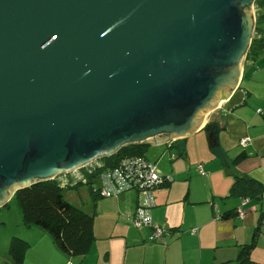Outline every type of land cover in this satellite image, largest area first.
<instances>
[{
  "label": "water",
  "instance_id": "95a60500",
  "mask_svg": "<svg viewBox=\"0 0 264 264\" xmlns=\"http://www.w3.org/2000/svg\"><path fill=\"white\" fill-rule=\"evenodd\" d=\"M256 1L0 0V208L205 127L241 85Z\"/></svg>",
  "mask_w": 264,
  "mask_h": 264
},
{
  "label": "crops",
  "instance_id": "0c3cea01",
  "mask_svg": "<svg viewBox=\"0 0 264 264\" xmlns=\"http://www.w3.org/2000/svg\"><path fill=\"white\" fill-rule=\"evenodd\" d=\"M255 7L257 16L260 13L264 16V4L259 6L256 3ZM208 123L211 126L206 129ZM205 127L198 131L207 133L202 147L210 149V154L218 162L210 159L209 155L201 159L209 162L207 165L202 164L208 174L204 190L198 189L193 196L188 192L183 197V205H179L181 210L177 217L167 216L174 207L173 204L177 203L171 191L166 190L172 184L156 192L158 205L155 203L156 208L152 210L153 221L158 224L166 223L170 227L169 235H166L164 241L167 242L166 245L156 248L138 243L135 248L121 242L112 248L94 241L87 255L77 258L59 250L53 240L47 237L49 234L44 229L39 227L43 232L27 227V235L22 237L29 242L25 262L28 256L29 260L33 258L36 250L40 251L41 242L47 241L45 245L48 259L45 262L40 259L41 264H238L237 257L241 248L252 241L260 221L261 229L251 257L257 262H264V196L261 202L247 200L243 203L244 200L237 198L224 199L229 194L236 175L255 178L264 185V54L256 63L252 64L250 61L247 64L240 87L219 109L208 116ZM212 132H216L217 137L215 150L210 144ZM246 135L252 140L249 146L243 148L240 139ZM194 136L175 141L183 154L175 160L193 157L192 149L197 143L189 139ZM156 147L164 148L163 154H170L171 158L170 146ZM242 153H247L248 156L234 164L233 160ZM175 160L171 159L170 162ZM118 204L124 207L119 211L124 220L130 219L136 205L130 204L125 197ZM239 208L245 212L242 219L237 216L229 219L216 218V212L222 215ZM150 232L148 229L147 233ZM101 254L107 255L106 261L103 262L99 257ZM112 258L115 259L114 263Z\"/></svg>",
  "mask_w": 264,
  "mask_h": 264
},
{
  "label": "trees",
  "instance_id": "16d2710c",
  "mask_svg": "<svg viewBox=\"0 0 264 264\" xmlns=\"http://www.w3.org/2000/svg\"><path fill=\"white\" fill-rule=\"evenodd\" d=\"M256 3L262 6L264 0H257ZM263 54L264 16L260 13V15L257 16L256 32L248 52L245 67L250 61L252 64L256 63ZM210 124L211 123H208L205 128L207 129L211 126ZM215 134L216 132H212L210 136V144L213 150H215L217 146V137ZM175 141L166 145L171 147L170 150L172 152L170 153L172 160H175L179 156H183L182 151L178 149ZM150 147L152 146L131 145L124 147L116 155L103 160L104 168L114 167L121 159L128 156L149 157L147 153ZM247 156V153H242L233 160V163L236 164ZM104 168L98 167L92 172H88L84 169L83 172H85L87 177L86 182L83 180L76 182L71 181L68 185L62 186L61 180L55 179L40 182L31 187L17 191L12 200H17L21 208L23 224L26 227L37 226L44 229L50 235L58 249L63 253L80 257L87 255L93 242L96 240L95 217L68 201L65 197L64 189L86 184L90 187V192L95 201L103 198L97 192L98 185L95 186V183L97 182L98 175ZM263 196L264 185L259 180L246 175H236L231 190L224 199L237 198L241 199V201L247 199L261 202ZM217 214L218 212H216V215ZM218 215H220L221 219H229L234 216L238 217V209ZM261 223L260 221L255 228L252 241L241 248L237 257L238 264H264V262H257L251 257L252 251L257 245V237L261 229ZM17 239L21 242V246H16V244H14L10 252L19 264H23L29 242L21 237H17Z\"/></svg>",
  "mask_w": 264,
  "mask_h": 264
},
{
  "label": "rangeland",
  "instance_id": "374dc122",
  "mask_svg": "<svg viewBox=\"0 0 264 264\" xmlns=\"http://www.w3.org/2000/svg\"><path fill=\"white\" fill-rule=\"evenodd\" d=\"M206 134V131H203L202 133L198 132L194 134L195 136L193 138L191 137L192 139H189L195 140L197 143L194 145V149H192L193 157L180 158L174 162H170L172 157L170 158V154H163L164 148L152 146L148 150L147 154L149 158L158 163L159 169L164 174H171L173 178V181L170 183L172 184L171 188L166 190L171 191L172 196L177 199V203L173 204L174 207L167 214L168 217H177L179 215L181 210L179 205H183V197L188 192L191 196H193L198 189L202 191L205 188L207 178L199 173L197 167L201 164H209L208 160H201L207 155L210 156V159L217 161V159L214 158L215 156L211 155L212 153L210 154V149L205 150L202 147V144L205 145V141L207 139ZM240 149L241 147L238 148V150ZM159 156H161L160 159H158ZM62 179L67 178L62 177ZM170 184L153 190L152 194L155 198L156 206L158 205V196L156 195V192L160 190V188H167ZM97 185L98 180L95 183V186ZM64 193L66 199L73 205L82 208L91 215H94L95 241L100 245L113 248L122 242L124 245L129 244L130 247L135 248H137L136 245H138V243L145 246H154L159 248L158 246L167 244V242L164 243L165 238L163 242L149 241L152 229L148 227L138 228L133 224V216L137 208L148 204L146 196L141 191L133 189L124 192L119 196L103 197L96 201L90 192V187L86 184H81L78 187H67L64 189ZM123 197L127 198L130 201V204L136 205V209L132 212L130 219L128 220H124L119 212L120 208H124L123 206L120 207L118 204L119 200H122ZM154 208H152V210H154ZM155 224L165 230H169L170 228L166 223L158 224L155 222ZM32 228L34 229L30 230L38 229L43 231L36 226ZM148 229L151 230L150 234L147 233ZM28 230L29 229L23 224L22 211L17 200H10L9 204L0 208V264H19L15 260L13 254H11L10 250L14 244H16V246H21V242L17 239V237H24V234L27 235ZM166 235H169V232H167ZM47 237L52 241L49 235H47ZM143 237L147 238L141 239ZM40 244V251L36 250L31 260H29V256L26 262L24 259L23 264H32L33 261L35 264H41V260L45 262V260L48 259V256L46 255L47 248L45 245L47 244V241L41 242ZM76 257L81 258L80 256ZM99 257H101L104 262L106 261L107 255L101 254ZM112 261L114 263L115 259L112 258Z\"/></svg>",
  "mask_w": 264,
  "mask_h": 264
},
{
  "label": "built area",
  "instance_id": "2783aa9c",
  "mask_svg": "<svg viewBox=\"0 0 264 264\" xmlns=\"http://www.w3.org/2000/svg\"><path fill=\"white\" fill-rule=\"evenodd\" d=\"M250 136H245L240 140L242 147H247L251 142ZM104 168V165H102ZM203 165L198 166L201 175L207 176V171ZM92 172L95 168H86ZM61 179L62 186L68 185L71 181H87L85 172L81 171L74 177ZM97 192L102 197L119 196L124 192L136 189L143 192L148 204L139 206L133 216V224L138 228L148 227L152 229L149 240L152 242H163L168 230L156 225L152 217V208L155 206V198L152 194L154 189L170 184L173 181L171 174H164L158 167V163L146 156H128L120 160L114 167H107L98 175ZM247 202V199L243 203ZM245 212L242 208L238 209V217L244 218ZM220 218V215H216ZM72 264V263H69Z\"/></svg>",
  "mask_w": 264,
  "mask_h": 264
},
{
  "label": "bare ground",
  "instance_id": "6f19581e",
  "mask_svg": "<svg viewBox=\"0 0 264 264\" xmlns=\"http://www.w3.org/2000/svg\"><path fill=\"white\" fill-rule=\"evenodd\" d=\"M250 143H251V142H250ZM250 143H249V144H250ZM155 162H156V161H155ZM203 169H204V168H203ZM154 207H155V206H154Z\"/></svg>",
  "mask_w": 264,
  "mask_h": 264
}]
</instances>
